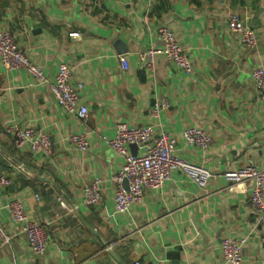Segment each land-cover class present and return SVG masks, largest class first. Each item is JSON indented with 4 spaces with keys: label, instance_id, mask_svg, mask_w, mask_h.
<instances>
[{
    "label": "crops",
    "instance_id": "obj_1",
    "mask_svg": "<svg viewBox=\"0 0 264 264\" xmlns=\"http://www.w3.org/2000/svg\"><path fill=\"white\" fill-rule=\"evenodd\" d=\"M228 13L257 32L254 50L227 29ZM160 26L175 32L193 74L163 56L154 71L140 59L162 47ZM2 30L15 35L50 81L61 63L74 66L89 117L68 114L49 85L0 62V176L12 179L0 191V226L13 236L11 248L0 239V264H225V237H247L243 264H264V224L257 225L249 203L251 184L230 191L221 177L247 166L264 169V101L251 77L264 67V0H0ZM163 99L171 107L155 119L154 103ZM10 122L48 132L52 152L17 149L5 132ZM121 122L169 132L178 156L215 177L201 187L175 172L140 204L117 212L112 177L124 159L106 140ZM190 127L209 132L213 145L187 147L182 135ZM83 133L90 142L85 152L67 141ZM95 178L103 180L101 207L84 200ZM16 198L51 236L41 257L11 220L8 206Z\"/></svg>",
    "mask_w": 264,
    "mask_h": 264
},
{
    "label": "built area",
    "instance_id": "obj_2",
    "mask_svg": "<svg viewBox=\"0 0 264 264\" xmlns=\"http://www.w3.org/2000/svg\"><path fill=\"white\" fill-rule=\"evenodd\" d=\"M227 29L240 37L247 50H254L259 44L256 31L246 27L241 18L234 13L226 15ZM158 35L161 48H149L139 54L146 67L154 71L157 58L163 56L168 62L179 67L185 74H193V64L184 48L177 39L175 32L168 26H160ZM0 62L8 71L24 70L38 84L49 85L57 103L71 115L79 116L83 122L89 117V110L81 103L82 83H73L74 66L61 63L54 81H50L44 69L35 64L27 56L25 50L17 43L15 35L8 31H0ZM251 77L264 101V67L252 70ZM171 107L167 99L154 103L152 115L155 119ZM6 134L11 138L17 149L27 148L33 153H51L53 140L48 132L38 131L30 126H20L10 122L5 126ZM183 140L187 147H197L206 150L213 145V136L197 127L184 130ZM67 141L80 151L90 148L88 134H76ZM108 146L124 159L121 169L112 177L115 185L114 203L116 211L124 213L132 206L143 201L147 190H157L172 180L175 172L181 171L190 176L201 187H206L209 180L215 177L206 168L194 165L176 154L178 140L167 131L155 134L151 125L129 126L119 123L116 135L106 140ZM138 147L133 153L131 147ZM227 182V189L234 186L251 184L249 203L255 212L257 225L264 224V169L247 166L221 175ZM12 179L3 174L0 176V191L8 187ZM84 200L88 206L101 207L104 203L103 180L95 178L84 190ZM64 208H68L64 200L58 198ZM11 220L20 225V230L26 235L30 250L35 257L45 254L51 242V236L46 228L29 218L22 200L16 198L8 206ZM2 247H10L13 236L0 226ZM247 237H225L221 241V255L225 264H243L244 248Z\"/></svg>",
    "mask_w": 264,
    "mask_h": 264
},
{
    "label": "water",
    "instance_id": "obj_3",
    "mask_svg": "<svg viewBox=\"0 0 264 264\" xmlns=\"http://www.w3.org/2000/svg\"><path fill=\"white\" fill-rule=\"evenodd\" d=\"M131 148L133 149V153H137L136 150L138 149V147L136 145H133Z\"/></svg>",
    "mask_w": 264,
    "mask_h": 264
}]
</instances>
